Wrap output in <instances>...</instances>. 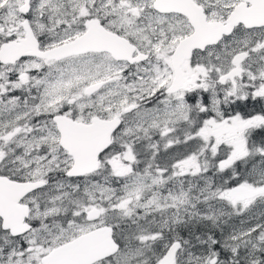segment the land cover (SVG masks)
Here are the masks:
<instances>
[{"label": "snow or ice", "instance_id": "obj_1", "mask_svg": "<svg viewBox=\"0 0 264 264\" xmlns=\"http://www.w3.org/2000/svg\"><path fill=\"white\" fill-rule=\"evenodd\" d=\"M0 264H264V0H0Z\"/></svg>", "mask_w": 264, "mask_h": 264}]
</instances>
